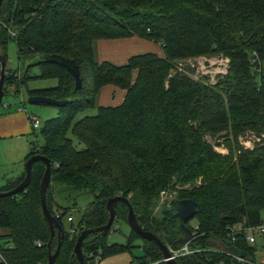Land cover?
Segmentation results:
<instances>
[{"label":"trees","instance_id":"16d2710c","mask_svg":"<svg viewBox=\"0 0 264 264\" xmlns=\"http://www.w3.org/2000/svg\"><path fill=\"white\" fill-rule=\"evenodd\" d=\"M131 36L160 44L163 56L143 53L124 65L96 59V40ZM9 41L16 43L18 58L30 64L8 67ZM0 52L6 61V94L13 88L16 96L69 100L57 106L56 117L43 122V143L32 141L25 159L41 155L49 160L46 202L62 227L64 218L75 221L70 214L77 202L64 201L72 199V188L93 197L82 208L78 228L63 227L65 238L55 264H81L74 255L78 236L108 222L106 202L116 196L129 203L119 202L107 235L87 236L82 245L85 263L128 251L136 264H169L151 240L143 239L137 255L135 239L140 235L132 229L123 243L111 242L109 235L120 232L116 221L128 223L131 204L143 229L179 247L177 240L185 235L181 221L168 208L163 218L155 217L152 207L160 192L198 178L202 185L179 190L176 200L197 202L192 218L197 222L186 224L193 230L191 246L200 251L179 258V263L248 264L234 258L226 242L257 262L256 247L244 232L232 229L264 222V0H3ZM53 54L78 63L79 89L67 68L44 59ZM216 55L228 56L230 63L214 85L181 71L172 73L180 60ZM36 66L39 73L33 74ZM37 78H54L57 84L30 88L29 80ZM106 85L126 91L123 103L97 106V95ZM92 108L96 114L77 119ZM247 130L263 137L254 149H240L239 136ZM70 133L83 148L74 145ZM207 134L223 137L229 154L216 152ZM46 169L44 160L35 161L24 189L0 195V229L5 231L0 249L10 264H48L58 247L57 233L52 237L42 208ZM25 175L8 179L0 192L15 189ZM216 242L224 248H215Z\"/></svg>","mask_w":264,"mask_h":264},{"label":"rangeland","instance_id":"374dc122","mask_svg":"<svg viewBox=\"0 0 264 264\" xmlns=\"http://www.w3.org/2000/svg\"><path fill=\"white\" fill-rule=\"evenodd\" d=\"M100 45L101 44H98L97 46L96 44V47H95L97 59L101 57V52L102 53L106 52V54L108 55L112 54L111 51H105V49L101 48ZM108 55H105V56H108ZM7 56H8V67L9 68H18V67L23 68L27 66L28 62H30L28 60L27 62H24L18 58L17 46L14 41H9L7 45ZM108 58H111V57L108 56ZM205 58L216 60L217 64H215L213 67H207V68L203 64L202 68H200V66L202 65L201 61L202 59H205ZM229 63H230V59L226 55L225 56L216 55V56L196 57L190 60H180L177 63V69L175 68V70H173L172 73L175 74L176 70L181 71L191 76L193 79L197 81L202 80L203 82L209 85H214L217 83L219 77H222L227 74ZM32 73L33 74L39 73V67L36 66V68L34 69V71H32ZM34 80H37L35 81L37 84L36 86L39 85L40 87H43V88L52 87L57 84V80L54 78H50V79L37 78V79H30L28 86L30 85L34 86L33 85ZM8 103L10 105L9 107L7 105ZM97 103H98V98H97ZM19 107L22 109H26L27 111L31 112L33 115H35L36 117L40 119L41 121L40 127L36 128L35 130H33L32 128L33 131L31 134H29L28 138L31 142L32 141L36 142V138H38L37 142L42 144L43 139L39 134V130L45 120L56 117L59 114L58 107L53 106V105L30 103L26 95L20 94L16 96V94L14 93V89L12 88L8 90L7 94L4 96L3 103L0 105V110H3V108H9L10 110L18 109ZM96 113H97L96 108L88 109L87 111L80 112L77 115V119L85 115H91V114H96ZM68 136L73 140L74 145H76L79 149L83 148V145L79 144L78 139L76 137H74L71 133ZM262 138L263 137L257 134L254 130H247L246 132H244L243 134L239 136L238 141H239L240 149H254L257 143L262 142L261 141ZM205 139L213 146L216 152L222 154L223 156H226L229 154L230 152L229 148L227 147V144L224 142L223 137L218 136V135L213 136L211 134H207L205 136ZM23 141L24 140H2V141L0 140V187H3L4 185L7 184L6 182L9 177L11 176L14 177V175L17 176L18 173H20L21 175L25 173L24 165L26 161L22 162L19 166L16 165L15 167L14 165H10L8 163V160L10 161L13 160L12 159L13 154L10 153L9 151L12 145L19 147L21 146V142ZM29 145H30V150H31L30 142H29ZM235 153L238 154L239 151L236 150ZM202 183H203L202 178H198L194 184L192 183L175 184V186L170 187L169 189L170 192H168L166 195L162 194L163 191L160 192L157 203L152 207L153 216L163 218V210L173 205L174 201L179 195V190H190V189L201 186ZM70 196L72 197V199H65L64 200L65 203L70 205L73 202H77V209H71L72 213L70 215H73L74 220H75L73 223L69 222L67 218L62 219V224L66 231H70L72 224L75 225V228H78L77 222L83 212L84 206L87 204V202L91 201L93 198L92 195H90L89 193H86L76 188L71 189ZM56 197L57 199L60 200V196H56ZM127 218H128V215H127ZM196 222H197L196 219H191L190 225L194 226ZM116 223L119 227L120 232L119 231L111 232V234L109 235V240L111 242L123 243L126 241V235L130 233L131 227L127 222L122 221V220L116 221ZM143 239L144 238H142L141 236L135 239V244L138 247H136L134 250L137 255H140V253H142L141 245L143 243ZM262 241H263V236L258 235L257 242L254 243L253 245L260 246ZM167 247L169 249L170 256L168 258H165L163 256L162 261H164V259H167L164 262H168L169 260H175L179 262L178 261L179 258L178 259L171 258L170 248H173V247H170L168 245ZM221 247L224 248L223 245Z\"/></svg>","mask_w":264,"mask_h":264},{"label":"water","instance_id":"95a60500","mask_svg":"<svg viewBox=\"0 0 264 264\" xmlns=\"http://www.w3.org/2000/svg\"><path fill=\"white\" fill-rule=\"evenodd\" d=\"M2 1L3 0H0V7H1ZM44 59L67 68L75 77L76 89H79L82 86L80 68H79L78 63L74 59H70V58H67L61 55H56V54L45 55ZM216 63H217L216 60H211V59H205L203 61V64L205 65L206 68L212 67ZM0 69H1L0 70V105H1L3 103L4 96L6 95L4 88H3L4 87L3 85L4 77L6 74V61L1 52H0ZM27 97L30 103L46 104V105H53V106H61L69 101V100H58V99L43 96V95H31ZM40 159L44 160L47 163V169H46L45 175L41 183L42 208L48 220L51 233H52V237H54L57 233L58 240H59V244H58L56 251L50 254L49 260H48V264H55L56 258L60 253L61 246L65 238V232L63 231V227L61 223L52 215V213L48 209L47 202H46V192H47V188L50 183V177H51V165H50L49 160H47V158L41 155H33L32 157H30L25 162V165H24L26 175L23 181L15 189L6 191V192H0V195H10V194L17 193L18 191L24 189L30 183L33 163ZM119 202L129 203V201L126 198H123L121 196H116V197L109 199L106 202V207L109 212L108 222L102 227L83 230L78 236L76 244H75V248H74V255L77 257V259L79 260L81 264H86L85 258L83 255V249H82L83 242L85 241L87 236L91 233L98 232L102 235H107L111 231L113 222L116 219V207L118 206ZM196 207H197V202L194 199H177L175 201V204L172 207L167 209L171 217L175 219H179L181 221L182 223L181 226L185 231V235L180 237L177 240V243L179 245H184L188 243L189 241H191L193 230L186 223H188L196 215ZM127 221L131 229L134 232H136L138 235H140L142 238L146 240H151L157 243V245H159V247L161 248L163 256L165 258H168L170 256L167 245H165L153 232L147 231L142 228V226L139 224L137 220L136 214L131 204H129V213H128ZM225 246H227L230 251H232L238 256L245 257L247 255L245 252L240 251L237 248L233 247L230 242H226ZM168 263L169 264H180L179 262L175 260H169Z\"/></svg>","mask_w":264,"mask_h":264},{"label":"crops","instance_id":"0c3cea01","mask_svg":"<svg viewBox=\"0 0 264 264\" xmlns=\"http://www.w3.org/2000/svg\"><path fill=\"white\" fill-rule=\"evenodd\" d=\"M94 43V51L96 44H101L100 47L105 49V51H111L112 54H106V52H101V57L97 59L96 51L95 56L98 61H109L116 65H124L128 63L129 59L132 56L154 52L160 56H163L162 46L153 41L147 40L139 36H131L125 38H116V39H99ZM108 55L111 58H108ZM29 61V60H28ZM30 64V62H28ZM27 64V65H28ZM136 72V71H135ZM37 80H34L33 85L29 86L32 89L43 88L39 85L36 86ZM99 95V97H98ZM98 103L97 106H117L123 103L126 91L120 88H117L113 85L104 86L98 93ZM97 102V100H96ZM10 106L9 103L7 104ZM30 115H33L31 112L26 109H9L3 108L0 110V140H24L21 142V146L16 147L12 145L10 148V153L13 154V160H8L10 165H20L25 161L27 155L29 154L30 145L28 136L32 133V127L30 123ZM9 145V144H8ZM10 147V146H9ZM21 176L20 173L14 175V177H9L8 179L16 178ZM7 179V180H8ZM4 229H0V234H4ZM257 240L254 242L256 243ZM253 243V244H254ZM215 244V245H214ZM215 248H220L222 245L220 242L214 243ZM252 244V245H253ZM255 258L258 263L264 264V236L263 241L260 246H256ZM135 252V250H134ZM141 254V253H140ZM134 255L131 252L125 251L115 255L108 256L100 261L99 264H136ZM148 264H155L153 262Z\"/></svg>","mask_w":264,"mask_h":264},{"label":"built area","instance_id":"2783aa9c","mask_svg":"<svg viewBox=\"0 0 264 264\" xmlns=\"http://www.w3.org/2000/svg\"><path fill=\"white\" fill-rule=\"evenodd\" d=\"M11 35L15 36L16 33L14 31H11ZM205 59H202V61H201L202 65L200 66V68H202L203 61ZM20 74H21V69H20ZM30 123H31V127L33 128V130L40 127V125H41L40 119L38 117H36L35 115H30ZM168 192H170V190H167V191L164 190L162 192V194L166 195ZM59 216H60V214L58 213L57 217H59ZM68 220H72V217H69ZM232 231L244 232L246 234V238L249 241V243L253 244L257 240L258 235L264 236V222L259 224V225H255V226H245L243 224H236L233 227ZM198 251H200V249L193 248L190 244V241L184 245H180L179 247L170 248L171 258H173V259H178V258H181L184 256H188V255L194 254ZM231 255L234 258H237L240 261L248 263V264H261V263L255 262V261L253 262L250 259H247L246 257L238 256L233 252L231 253ZM166 260L167 259H164V261H166ZM99 263H100L99 261H96V264H99ZM0 264H10L9 261L7 260V258L5 257V255L3 254V252L1 251V249H0Z\"/></svg>","mask_w":264,"mask_h":264}]
</instances>
